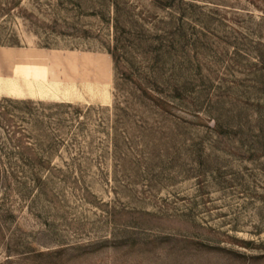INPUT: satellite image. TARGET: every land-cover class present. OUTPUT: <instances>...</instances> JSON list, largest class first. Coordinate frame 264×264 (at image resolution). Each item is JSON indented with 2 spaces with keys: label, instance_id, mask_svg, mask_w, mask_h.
<instances>
[{
  "label": "rangeland",
  "instance_id": "1",
  "mask_svg": "<svg viewBox=\"0 0 264 264\" xmlns=\"http://www.w3.org/2000/svg\"><path fill=\"white\" fill-rule=\"evenodd\" d=\"M0 264H264V0H0Z\"/></svg>",
  "mask_w": 264,
  "mask_h": 264
}]
</instances>
